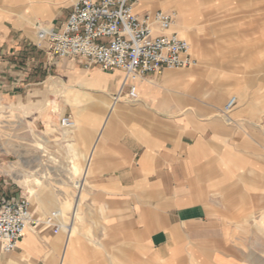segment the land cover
Here are the masks:
<instances>
[{
	"label": "crops",
	"instance_id": "1",
	"mask_svg": "<svg viewBox=\"0 0 264 264\" xmlns=\"http://www.w3.org/2000/svg\"><path fill=\"white\" fill-rule=\"evenodd\" d=\"M73 1L0 0V101L24 112L25 136L62 144L59 167L83 176L74 196L60 192L63 175L49 187L68 231L44 226L51 209L27 197L40 223L0 264H253L243 250L264 239V78L195 64L127 80L138 99L111 105L122 72L56 59L36 40L35 26L60 28ZM134 10L175 12L173 30L200 57L192 26L264 17V0H141ZM230 95L236 104L222 114ZM63 117L75 127L62 128ZM1 177L6 189L11 176Z\"/></svg>",
	"mask_w": 264,
	"mask_h": 264
},
{
	"label": "built area",
	"instance_id": "2",
	"mask_svg": "<svg viewBox=\"0 0 264 264\" xmlns=\"http://www.w3.org/2000/svg\"><path fill=\"white\" fill-rule=\"evenodd\" d=\"M141 0H74L63 25L56 29L35 26L38 44H45L56 59H75L84 68L118 70L124 80L110 95L114 105L121 100L136 101L138 92L127 80H136L164 71L190 68L196 61L189 43L174 30L175 12H135ZM236 104L232 96L221 113L227 114ZM64 129L73 127L70 118L60 119ZM58 213L51 212L41 222L59 232ZM40 222L35 219L27 197L0 203V254L13 253L27 228ZM69 226H66L68 231Z\"/></svg>",
	"mask_w": 264,
	"mask_h": 264
},
{
	"label": "rangeland",
	"instance_id": "3",
	"mask_svg": "<svg viewBox=\"0 0 264 264\" xmlns=\"http://www.w3.org/2000/svg\"><path fill=\"white\" fill-rule=\"evenodd\" d=\"M192 27L193 32L197 33L193 36H195L194 40L200 43L199 49L202 55L200 57L196 54L195 56L192 55L196 61V65L203 64L213 66L214 68L225 65L224 70L226 72L221 73V75L229 77V80L239 78L242 82H245V79L250 80L249 82L251 83H256L264 78V71L258 72L260 68L264 70V17H241L216 24L202 23ZM228 69H230L229 72ZM252 70L254 72H250ZM175 71L187 72L188 70ZM217 75L214 74L213 76L215 81L219 80ZM228 97H232V95ZM0 104L4 107L0 116L1 143L8 145L7 154L0 151V203L15 199L11 197L16 195L22 197L21 193L25 194V192L21 188L27 190L26 187L15 182V176L13 175L8 182L10 185H7L6 189H3L1 166L15 162L17 153L22 156L23 161V163L20 162V167L17 171L18 174H21L22 177L31 181L33 177L42 178L44 174L50 173V182L52 184H49V187L56 191L57 186L53 183L61 181L62 175L64 177L62 181L64 182L67 181L66 177H68L67 169L59 167L62 161H66L60 157L64 147L59 142H44V138L38 132L30 131L28 132L29 135L25 136L23 130L24 123L20 121V116L23 118L24 112H20L19 106L15 110H10L11 103L9 102L0 101ZM37 145L46 148L47 152L39 151ZM24 161L28 162L27 167L24 166ZM48 165L52 167H45ZM65 184L68 183L65 182ZM28 185L31 186V183ZM69 185L72 186L73 184L69 183ZM25 196L28 197V194L26 193ZM30 205L32 212H35L34 217L36 218L40 212V208L34 206L32 203ZM240 208L242 207H235L232 211L235 214L242 213V209ZM49 212L46 211L44 217L48 216L50 214ZM241 218L242 216H240ZM247 243L251 246L243 250L247 259L253 264H264V239L258 238V240L255 239Z\"/></svg>",
	"mask_w": 264,
	"mask_h": 264
},
{
	"label": "bare ground",
	"instance_id": "4",
	"mask_svg": "<svg viewBox=\"0 0 264 264\" xmlns=\"http://www.w3.org/2000/svg\"><path fill=\"white\" fill-rule=\"evenodd\" d=\"M175 21H176V16H175ZM174 24H175V22H174ZM174 24H173V26H174ZM190 49H191V47H190ZM136 80H140V78H137ZM108 104L109 103L107 101V107L109 108V105ZM1 109H2V107H0V110ZM0 116H1V113H0ZM74 127H75V125H73V128ZM1 141L2 140H1V136H0V143H1ZM7 146L8 145H4L3 143H1V145H0V151L1 152L3 151L5 154H7L8 153ZM68 148H69V153L71 151H73V149H71L72 148L71 146L68 147ZM64 156H65V159H67V160H71L72 159V158H69V156L67 155V153ZM21 158H22V156H20L19 153H17L16 154V161L15 162H12V163H9V164H6V165H2L1 166V171L5 175H9V176H12L13 175V176H15V179H14L15 182H17L18 184H21L23 187H26L27 188L28 198L31 201L35 202L40 207H46V206H48L52 210V211L50 210L49 213H51V212H57L58 213V219L57 220H60L61 219V212L59 211V209L57 207L54 206V201H50L51 198H52L51 189H49V184H51L50 183V176H51L50 173L44 174L42 176V178L33 177L31 181H28V179H25V177H22V178L19 179V174L17 173V171H18V168L20 167V160H21ZM67 171H68V177H69V181H70L69 183H72L73 185L70 186L68 184H65L64 187H61L60 188V190H61L60 192H63L64 194H68V191H66L67 188L68 187H73L72 188L74 190L73 196L74 195H77V193H78V191L80 189L81 178L83 177L82 176V169L76 167V165H74L72 163V168L68 169ZM29 183H31V186L28 185ZM70 207H71V202H66L63 205V209H68ZM65 227H66V224L65 225L64 224H61V229L62 230H64ZM261 232H263V231H261Z\"/></svg>",
	"mask_w": 264,
	"mask_h": 264
}]
</instances>
